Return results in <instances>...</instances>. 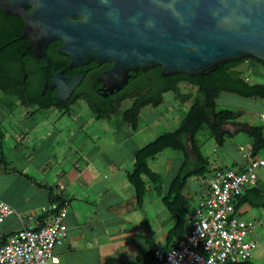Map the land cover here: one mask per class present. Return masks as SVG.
<instances>
[{"label":"water","instance_id":"95a60500","mask_svg":"<svg viewBox=\"0 0 264 264\" xmlns=\"http://www.w3.org/2000/svg\"><path fill=\"white\" fill-rule=\"evenodd\" d=\"M0 8L23 18L21 36L45 66L55 40L70 66L110 63L98 78L110 93L138 69L194 76L249 56L264 62V0H0ZM78 79L62 92V71L55 73L58 100Z\"/></svg>","mask_w":264,"mask_h":264},{"label":"trees","instance_id":"16d2710c","mask_svg":"<svg viewBox=\"0 0 264 264\" xmlns=\"http://www.w3.org/2000/svg\"><path fill=\"white\" fill-rule=\"evenodd\" d=\"M24 25L25 22L22 17L8 15L0 8V93L4 97L21 100L23 105L36 104L45 109L48 105L43 104L38 93L31 92L27 88L40 70L46 72L47 69L44 67L43 61L38 60L33 54L29 41L21 36ZM56 41L61 44L60 40ZM47 56L49 58V55ZM245 62L247 64L244 69L238 68L239 65ZM59 67L53 66L49 72L51 73ZM151 71L157 76L156 81L159 83V88L146 94H142V89L138 95L130 94L129 99L131 102L122 110L119 109L123 103L121 101L123 98L120 97H90L83 98V100L98 119L120 114L122 120L136 130L141 109L146 106H159L164 101L165 93H172L173 98L179 104H185L191 99V103L184 111L176 128L161 133L154 140L134 150L132 169L126 174L139 204L142 202L148 187H152L157 193L162 194V203L175 221L174 226L167 233V245L172 247L176 245L177 239L182 236V233L188 227L187 205L189 197L183 192L188 184V179L191 176H201L204 182L216 170L233 169L226 166L210 167L208 158L200 154V141L197 134L203 129H208L210 136L215 139L216 143L223 145L226 134H233L223 131V127L228 123H238L240 128L237 131L244 130L252 138L250 153L245 155L242 163L235 165V168L240 169L257 158L259 149L264 147L262 127H252L240 122L238 119L241 114L237 109H217L216 107V100L223 92L245 98H264V82L255 79L264 78V62L256 57L249 56L219 64L213 71H205L203 75L194 76L184 73L165 76L161 74V66H155ZM132 73L136 72L132 71ZM137 73L142 76L145 74L142 69H138ZM181 83L188 84L191 89H194V96H191L190 92H182ZM77 97H72L64 107L56 103L59 111L67 113L71 106L77 102ZM187 136L191 139L199 162L193 169L184 172L188 162V150L185 142ZM165 149L181 151L184 158L179 171L169 181L166 191L162 192V177L159 172L150 167L149 160L154 159ZM42 186L49 190L50 203L55 202L58 207H62L64 197L61 192H55L53 186L46 184ZM233 202L238 216L243 214L240 209L244 206L264 210V183L259 178L256 184L247 187L243 194L237 196ZM149 260H151V257L144 261ZM224 264H254V262L250 258L243 261H228Z\"/></svg>","mask_w":264,"mask_h":264},{"label":"crops","instance_id":"0c3cea01","mask_svg":"<svg viewBox=\"0 0 264 264\" xmlns=\"http://www.w3.org/2000/svg\"><path fill=\"white\" fill-rule=\"evenodd\" d=\"M26 137L22 135L19 141L10 136L5 149V135L0 130V200L16 212L0 223V245L20 229L22 223H28L27 215L35 216L33 225L42 223L41 207L50 203L49 190L42 186L46 184L64 197L62 207L67 210L68 230L63 243L54 248L55 260L40 264H136L151 257L155 248L168 247L167 233L175 221L163 232L161 193L148 187L146 193L150 195L154 191L158 198H150L149 203L143 198L139 204L134 190L128 189L123 194L120 188L119 175L124 174L127 180L133 153L130 169L116 158L105 160L104 164L111 170L108 176L102 174L94 157L84 154L77 156L69 168L57 162L53 171L49 155H35L33 140L25 144ZM206 181H201L202 197L208 193ZM147 204H152V212ZM250 209L244 206L240 212L246 214Z\"/></svg>","mask_w":264,"mask_h":264},{"label":"rangeland","instance_id":"374dc122","mask_svg":"<svg viewBox=\"0 0 264 264\" xmlns=\"http://www.w3.org/2000/svg\"><path fill=\"white\" fill-rule=\"evenodd\" d=\"M246 64L245 62L238 68L244 69ZM255 79L264 82V78ZM180 88L182 92H190L191 96L195 94L194 89H191L188 84L181 83ZM129 102H131L130 99L123 102L119 109L125 108ZM190 103L191 99L185 104H179L173 98L172 93H165L164 101L159 106H146L141 109L138 127L135 130L122 120L120 114L98 119L85 100H78L67 113H62L57 109H42L36 104L23 105L21 100L4 97L0 93V130L5 135L3 141L5 149L10 136L21 141L20 137L26 135L25 144L28 143L27 140H31L30 142L33 140L35 155H49L53 171L57 162L69 168L77 156L84 154L94 157V163L100 166L102 174L108 176L111 170L104 164L105 160L116 158L122 165H126L130 169L133 151L154 140L161 133L176 128ZM216 107L217 109H237L241 114L238 119L240 122L252 127H262L264 131V119L261 118V114H264V98H245L223 92L216 100ZM239 128L238 123H228L223 127V131L233 133L226 134L223 145L216 143L208 129H203L197 134L200 141V154L208 158L210 167L226 166L234 169L235 165L242 163L245 155L250 153L252 138L244 130L237 131ZM185 140L188 162L184 172L193 169L199 162L190 137L187 136ZM257 155L258 157L264 156V147L259 149ZM183 158L184 154L181 151L165 149L154 159L149 160L150 167L159 172L162 177V192L166 191L169 181L179 171ZM119 178L123 194H126L128 189L133 190L124 174H120ZM259 178L264 183L262 171ZM201 181V176H191L188 179L187 187L184 188L185 194L187 193L189 197L187 217L191 216L192 209L201 196ZM154 196L157 199L159 195L154 191H151L150 195L146 193L145 202L149 203V199ZM147 206L152 212V204H147ZM161 209L162 227L165 232L172 227L174 220L166 211L163 203ZM243 215L247 219L264 216V210L250 209ZM54 260L55 258L50 261ZM251 260L254 264H264V235L260 233L258 234V245Z\"/></svg>","mask_w":264,"mask_h":264},{"label":"built area","instance_id":"2783aa9c","mask_svg":"<svg viewBox=\"0 0 264 264\" xmlns=\"http://www.w3.org/2000/svg\"><path fill=\"white\" fill-rule=\"evenodd\" d=\"M260 170H264V156L241 169L216 170L207 180V195L198 201L176 245L157 247L151 260L136 264H224L253 257L258 234L264 235V217L241 218L235 212L233 200L256 184ZM41 213L42 223L33 225L35 216L27 215L28 223H22L0 245V264H40L54 259V248L67 235V210L51 202L41 207ZM12 214H16L15 210L0 200V223Z\"/></svg>","mask_w":264,"mask_h":264},{"label":"flooded vegetation","instance_id":"af4514ba","mask_svg":"<svg viewBox=\"0 0 264 264\" xmlns=\"http://www.w3.org/2000/svg\"><path fill=\"white\" fill-rule=\"evenodd\" d=\"M61 45L62 42L61 44H58L56 40L47 44L45 48V55L48 60V65H44L47 70L46 72H42L40 70L36 77L33 78L27 86L31 92L38 93L43 104L48 105L45 109H58L56 103L64 107L74 96H78L76 99L77 101L83 100V98H107L111 96L114 98H123L121 101L125 102L129 100L130 94L138 95L141 89L142 94H146L147 92H151L152 90L159 88V83L156 81L157 76L153 71H151L152 68H150L144 70V76L138 74L137 71H135L136 73H132V71L129 72L130 76L127 83L121 89L113 90L112 93H110L106 90L103 83L98 80L100 74L110 69V63H98L92 60L86 64L70 66V59L58 51ZM47 55H49V58ZM37 59L43 61L41 58ZM53 66L60 67L50 73L49 71ZM58 71H62V77L64 79L62 92L65 91L66 84L69 83L72 78H79L78 83L69 92L65 101L58 100L59 88L52 86L54 75Z\"/></svg>","mask_w":264,"mask_h":264}]
</instances>
